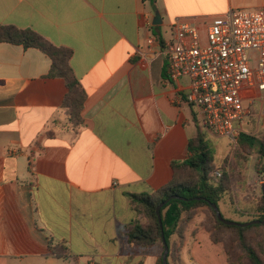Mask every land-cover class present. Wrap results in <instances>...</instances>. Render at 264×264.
I'll return each instance as SVG.
<instances>
[{"label": "crops", "instance_id": "1", "mask_svg": "<svg viewBox=\"0 0 264 264\" xmlns=\"http://www.w3.org/2000/svg\"><path fill=\"white\" fill-rule=\"evenodd\" d=\"M260 8L264 0H0V26L31 29L73 52L87 93L74 124L51 58L0 43V264H158L157 248L131 253L126 227L137 213L128 195L168 186L198 127L216 138L186 102L189 80L169 79L173 25L205 28L229 11ZM248 160L246 188L235 193L243 207L264 193L258 146ZM205 219L201 209L175 236L170 264H229ZM55 246L70 255L58 258Z\"/></svg>", "mask_w": 264, "mask_h": 264}, {"label": "trees", "instance_id": "2", "mask_svg": "<svg viewBox=\"0 0 264 264\" xmlns=\"http://www.w3.org/2000/svg\"><path fill=\"white\" fill-rule=\"evenodd\" d=\"M7 42L36 48L47 54L52 60L51 76L65 79L69 89L64 102L67 114L74 124L81 122V112L87 93L76 78L71 67L73 52L64 47H57L39 33L31 29L15 26H0V43ZM256 146L264 157V135L258 137L240 134L233 148L229 171L220 178L216 172L215 154L207 140V135L198 127L197 135L188 144L189 158L172 164L174 179L166 187L153 194H129L132 208L137 217L126 227V236L132 255L140 251L157 248L158 264H163L165 251L162 234L170 248L168 258H174L176 252L175 236L182 238L184 227L188 225L201 209L206 211L204 226L215 243H222L229 264H264V193L246 200L244 210L235 208L231 212L246 221H262L248 227L230 226L222 223L211 204H221L227 199L231 205L238 206L235 193L246 188L245 173L248 155ZM264 173V164L261 167ZM172 196H181L186 200L172 199L161 209L162 224L157 215L158 206ZM239 198V197H238ZM248 202V203H247ZM221 210V208H220ZM222 216L226 218L222 212ZM55 256L66 258L69 249L66 246L51 247ZM170 264V261H169Z\"/></svg>", "mask_w": 264, "mask_h": 264}, {"label": "built area", "instance_id": "3", "mask_svg": "<svg viewBox=\"0 0 264 264\" xmlns=\"http://www.w3.org/2000/svg\"><path fill=\"white\" fill-rule=\"evenodd\" d=\"M173 29L165 47L169 79L189 80L186 102L200 110L206 131L237 142L252 106L264 104V8L229 11L205 28L178 20ZM244 91L257 94L248 108Z\"/></svg>", "mask_w": 264, "mask_h": 264}, {"label": "rangeland", "instance_id": "4", "mask_svg": "<svg viewBox=\"0 0 264 264\" xmlns=\"http://www.w3.org/2000/svg\"><path fill=\"white\" fill-rule=\"evenodd\" d=\"M170 34H171L170 31H168L166 37H168ZM243 97H244V102H243L244 106L249 107L251 106L250 99L256 98L257 94L255 91H244ZM252 110L255 114H257V116L256 117L249 116L245 119L242 125L243 134L262 139L264 135V104H260L259 102H257L255 105L252 106ZM209 143L212 146L213 152L215 154L216 172L219 170L223 174L225 171H229V166L231 162L230 155L233 152L234 145H236L237 142H233L230 138H226V137L219 138L217 136L216 138H209ZM224 204L228 205V207H230L231 209L239 208L241 210L242 209L244 210V207L240 203H239L240 205L238 204V206L234 207L233 205H231V202L229 200L227 201V199L224 201ZM222 210L226 214L225 215L226 218H232L236 221H244V219L247 220L246 217L240 218V216L238 215L237 217L232 216V213L227 212L228 210L227 208L225 209L224 206H222Z\"/></svg>", "mask_w": 264, "mask_h": 264}, {"label": "water", "instance_id": "5", "mask_svg": "<svg viewBox=\"0 0 264 264\" xmlns=\"http://www.w3.org/2000/svg\"><path fill=\"white\" fill-rule=\"evenodd\" d=\"M156 18L159 19V14L156 15ZM263 192H264V186H263ZM172 199H178V200H186L184 197H181V196H172L170 198H168L165 202L161 203L158 208H157V215H158V218H159V222H160V226L161 228H163V224H162V216H161V209L164 207V205L166 203H168L170 200ZM212 208L214 209V211L216 212L217 216H218V219L226 224V225H230V226H239V227H248L250 225H253V224H260L262 221L260 220H255V221H250V222H245V223H239V222H236V221H231V220H227L225 219L223 216H222V213H221V210L220 208L218 207L217 204H211ZM264 223V221H263ZM162 237H163V241H164V246H165V251H164V254H163V264H169V261H168V257H169V253H170V248L165 240V236H164V233L162 234Z\"/></svg>", "mask_w": 264, "mask_h": 264}]
</instances>
